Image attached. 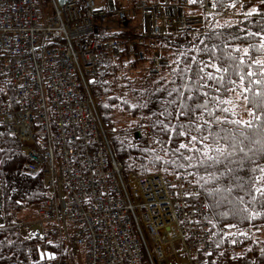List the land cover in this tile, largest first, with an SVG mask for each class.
I'll return each instance as SVG.
<instances>
[{
	"label": "built area",
	"instance_id": "2783aa9c",
	"mask_svg": "<svg viewBox=\"0 0 264 264\" xmlns=\"http://www.w3.org/2000/svg\"><path fill=\"white\" fill-rule=\"evenodd\" d=\"M188 1L0 0V136L16 138L24 169L41 175L45 197L26 225L55 254L51 264H64L69 240L84 264H208L199 186L182 173L125 176L89 82L122 55L157 73L166 63L160 38L237 15L206 5L205 17L185 14Z\"/></svg>",
	"mask_w": 264,
	"mask_h": 264
},
{
	"label": "trees",
	"instance_id": "16d2710c",
	"mask_svg": "<svg viewBox=\"0 0 264 264\" xmlns=\"http://www.w3.org/2000/svg\"><path fill=\"white\" fill-rule=\"evenodd\" d=\"M201 2L237 15L220 17L209 29L191 35L160 38L159 43L164 40L176 49L167 76L145 73L141 70L144 62L122 55L116 66L128 60L139 72V80L118 69L90 85L97 98L107 95V104L100 100L98 104L105 123L114 131L112 143L126 176L156 168L164 175L185 174L199 186L209 210L212 253L208 264H264V240L248 231L264 224V196L256 191L264 187L260 171L264 168V66L256 63L264 61V2L254 7L250 2L238 4L239 0H196L194 4ZM216 67L227 68V72H217ZM209 74L222 79H208ZM120 79L136 82L133 99H119L108 90L109 80ZM234 100L242 103L245 118L236 112ZM116 112H132L139 121L126 130L117 128L110 122ZM181 131L188 135H177ZM190 136L197 141L192 142ZM203 136L208 139L202 140ZM181 143L199 151L180 149ZM218 147L232 155L221 156L222 162L214 164L204 153L217 157ZM25 161L18 140L0 136V183L8 220L22 206L45 197L41 175L29 174ZM38 246L44 243L33 236L23 237L17 226L7 224L0 229V264H51V260H40Z\"/></svg>",
	"mask_w": 264,
	"mask_h": 264
},
{
	"label": "rangeland",
	"instance_id": "374dc122",
	"mask_svg": "<svg viewBox=\"0 0 264 264\" xmlns=\"http://www.w3.org/2000/svg\"><path fill=\"white\" fill-rule=\"evenodd\" d=\"M97 6H101L104 5L106 6V0H95ZM116 5L119 7H125V6H129L132 3H134L135 1L138 0H114ZM146 2L152 3L155 0H144ZM258 1L260 0H239L238 4L240 3H244V2H250L254 7ZM190 3V4H189ZM204 2H201L200 4H194L191 2H188V6H186L184 8V13L185 14H198L200 12H202V17L206 16L205 10H204ZM213 10L211 12V14H215L217 11ZM135 24L134 26H138L140 24V20L139 18H135ZM133 26V24H132ZM134 30V27L132 28ZM200 29H197L196 32H199ZM194 33H189L187 35H191ZM161 50H162V54L165 57V61L166 63L161 67L160 71H158L157 74L158 76H167L168 73L170 72V70L173 67V51H175L176 49L173 46H170L169 43L164 42V40H160L159 43ZM121 61V60H119ZM128 60H125V64H118L116 66V64L114 65V67L112 68L111 71L107 72L105 75L101 76L99 79H103L106 78L112 74H115L117 71L119 70H123L125 69L126 72H128V77L130 79L133 80H139L140 75L138 76V71L133 70L131 65H129V63H127ZM143 69H141L143 72L148 73V70L145 67H142ZM119 69V70H118ZM141 75H146V74H141ZM154 75V76H157ZM149 76V75H147ZM111 83V86H109L108 90H110L111 94H114L117 98L119 99H128L131 100L132 98V94L133 92L136 90V82L132 81V82H125L123 80H109ZM125 86V87H123ZM90 89H91V93L94 97L97 109L99 111L100 117L102 119L103 124L105 125L104 127H106L108 136H109V140L111 143V146L115 152L113 143H112V139H111V135L114 132L113 130H111L110 128H108L107 124L105 123L102 113L100 111L99 108V100L101 102H103L104 104H107L106 99H107V95L105 94L104 96H101L100 98H97V96L94 93V90L92 88V85H90ZM103 89H99V91ZM140 97V96H139ZM138 97V98H139ZM233 107L236 109V112L239 114V116L241 118H245L246 117V112L244 107L242 106V103L240 101L234 100L232 103ZM112 121V123L117 127V128H123L124 130L127 129L128 126L131 125V123H135L138 122L139 120L137 119L136 115H134L132 112H124V113H119L116 112L114 114V116L112 117V119H110V122ZM145 129H147V126H144ZM118 132V131H116ZM116 155V152H115ZM149 173H163L161 170L156 169V168H150L149 170H147L144 173H134V172H130L129 174H133V175H137V174H149ZM40 202H36L33 204H30L29 206H22L18 212H15L12 214V218L10 220L7 219V216L4 212V216H5V222H6V227L7 224L8 226H17L20 230V233L23 237H31L33 230L30 226H26V224H29V222L31 220H33L34 218H36L38 216V209L40 206ZM248 231L252 232L254 238H258L260 240H264V224H259L256 225V227L253 228H248ZM83 256H84V251L82 247H76L73 245V243L69 240L67 242V250L64 254V264H84L83 263Z\"/></svg>",
	"mask_w": 264,
	"mask_h": 264
},
{
	"label": "snow or ice",
	"instance_id": "6c2138e0",
	"mask_svg": "<svg viewBox=\"0 0 264 264\" xmlns=\"http://www.w3.org/2000/svg\"><path fill=\"white\" fill-rule=\"evenodd\" d=\"M191 3H195L196 0H190ZM261 2H264V0H261ZM234 6V5H233ZM255 12V10H253V12H249L248 15H253V13ZM261 48L264 49V44L261 45ZM236 51H240V49H236ZM244 55L247 56L248 55V51L247 49L244 50ZM193 60H195V57L192 58ZM241 63H243V61H241ZM257 64L261 65V66H264V61H256ZM207 66V65H206ZM215 70L217 72H220V71H224V72H227V68H220V67H216ZM200 71H203V68L200 69ZM247 75H252L251 72H249ZM208 79H216L218 82L220 79H222V77H213L211 74L208 75ZM234 90V89H233ZM171 95V93H169ZM205 95H207V93H205ZM189 99H191V97H188ZM224 103H231V101H223ZM199 106V105H198ZM223 111H227V109H223ZM182 114H186V113H182ZM232 123H236V124H240L241 122L240 121H232ZM165 127H167L165 125ZM177 135L179 136H185V135H188V133L184 132V131H181V132H178ZM208 137L207 136H203L202 137V140H207ZM190 140L192 142H196L197 141V137L196 136H190ZM235 144L233 145V148H235ZM179 148L180 149H187L189 151H199L198 149H194V148H190L189 145H186V144H183L181 143L179 145ZM244 149L241 148L240 151H243ZM216 152L219 154L217 157H213L211 155H208V152L206 151L204 153L205 157L208 159V160H211L213 161L214 164H220L222 161L220 159L221 156L225 157V159H227V156H230L232 155L231 152H228L226 153L224 149L222 148H216ZM188 159H191V157H188ZM203 163V162H202ZM260 171L262 173H264V168H261ZM262 179H264V177H262ZM218 190V189H217ZM256 191L261 195V196H264V187H259L256 189Z\"/></svg>",
	"mask_w": 264,
	"mask_h": 264
},
{
	"label": "water",
	"instance_id": "95a60500",
	"mask_svg": "<svg viewBox=\"0 0 264 264\" xmlns=\"http://www.w3.org/2000/svg\"><path fill=\"white\" fill-rule=\"evenodd\" d=\"M60 4L64 3L66 0H58ZM90 82H93V79H90ZM40 260H50L54 258V253L49 252L48 250L41 249L40 246L37 247Z\"/></svg>",
	"mask_w": 264,
	"mask_h": 264
}]
</instances>
